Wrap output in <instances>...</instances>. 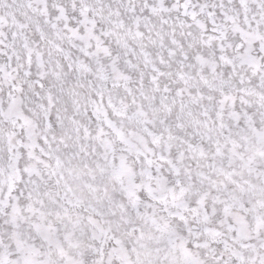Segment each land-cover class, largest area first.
Here are the masks:
<instances>
[{"label":"snow or ice","instance_id":"obj_1","mask_svg":"<svg viewBox=\"0 0 264 264\" xmlns=\"http://www.w3.org/2000/svg\"><path fill=\"white\" fill-rule=\"evenodd\" d=\"M0 264H264V0H0Z\"/></svg>","mask_w":264,"mask_h":264}]
</instances>
